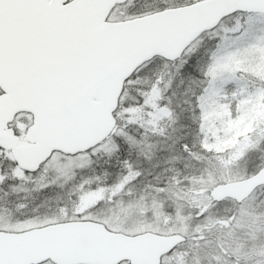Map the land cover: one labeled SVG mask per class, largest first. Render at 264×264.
<instances>
[{"label": "snow or ice", "instance_id": "snow-or-ice-1", "mask_svg": "<svg viewBox=\"0 0 264 264\" xmlns=\"http://www.w3.org/2000/svg\"><path fill=\"white\" fill-rule=\"evenodd\" d=\"M245 56L264 59V0H0V264H111L125 242L93 227L112 231L99 210L157 171L161 143L189 157L198 143L218 171L254 169L228 183L264 186L253 111L264 80L239 82ZM225 108L223 123L210 119ZM176 124L187 131L174 136ZM177 247L140 264H166ZM217 255L264 264V243L243 261L227 246Z\"/></svg>", "mask_w": 264, "mask_h": 264}, {"label": "rangeland", "instance_id": "rangeland-1", "mask_svg": "<svg viewBox=\"0 0 264 264\" xmlns=\"http://www.w3.org/2000/svg\"><path fill=\"white\" fill-rule=\"evenodd\" d=\"M236 23L237 20L235 18H228L225 21V25ZM243 62L249 64V68L246 71L250 72L251 76L246 77L241 74L237 79L239 82L254 88L257 86V81L252 79V77L264 80V59L253 63L249 56H245ZM240 63L238 62L237 66ZM233 77H235V73L230 72L228 78L232 79ZM253 111L256 119L264 120V104L257 102L254 105ZM226 114L227 109L225 108L222 111L211 113L210 119L223 123V117ZM242 123V120L236 122L229 121L224 132L225 136L233 128L239 129ZM174 126L178 130L173 133L174 136H180L187 131V129L182 128L179 124ZM213 126L215 127L216 125L213 124ZM219 130L217 128V131ZM246 132L247 129L244 130V133L236 131L235 136L225 139L213 145V147L223 153L225 149L235 145L237 138L246 134ZM187 139L192 143L194 137L189 136ZM159 147L164 153L160 167L157 169L160 172V180L157 181L155 178L157 171H153L151 175L148 174V171H145L142 183L133 185L130 190H127L120 197V200L115 203V206H113L111 198H109V201L99 210L98 214L107 217L104 222L113 232H122L129 235H137L145 231L164 235L182 234L193 245V241L195 240L197 241L200 238L209 239L218 234L215 232L219 224L234 217L235 214L239 215L240 212L248 209V206L238 207L235 202L230 200L215 204L211 196V190L217 183L226 182L224 179L226 173V176L232 175L235 178L251 173L254 171L253 168H246L244 164H241L239 167H233L230 172L218 171L213 158L200 153L198 143L195 145L196 157H189L182 152L176 151L171 141L161 143ZM163 169L168 170L162 171ZM210 173L211 179L207 177ZM217 174L221 175L219 178L222 177V180L214 182L218 179ZM173 176L176 179L170 181L169 178ZM198 181H201L200 187V182ZM32 195H35V193L29 195V200H31L29 202L30 208L32 207ZM129 197L131 198L130 200ZM258 204L254 206V210L255 214H259L261 218L243 216L240 221L233 223L232 228H222V233L223 229L225 232L232 230L231 235L235 239H238L240 236L244 238V245L242 243L239 244V241H237L231 248L233 255L240 253L241 261L244 259L243 252L245 249H251L264 243V209H260L264 206V200H261ZM251 207L253 206L251 205ZM54 210L55 204L53 201L51 207L45 206L39 209L38 212H31L30 214L43 215L51 213ZM202 213L203 215L209 213V215H215V217L213 220L203 219ZM224 217L226 218L223 220L222 218ZM203 244L202 249L194 251V253L191 249L192 246H182L181 249L176 250L167 257L166 264H173V261H175V264H219L220 257L217 255V251L218 249L223 250L228 245L223 242L216 245L211 240Z\"/></svg>", "mask_w": 264, "mask_h": 264}, {"label": "water", "instance_id": "water-1", "mask_svg": "<svg viewBox=\"0 0 264 264\" xmlns=\"http://www.w3.org/2000/svg\"><path fill=\"white\" fill-rule=\"evenodd\" d=\"M259 188L256 187L255 183L249 184L246 180L239 183L235 181L233 183H219L212 188L211 195L217 202L233 200L237 204H242ZM217 193H220V195L217 196ZM93 227H99L101 231H104L107 236L114 240L125 242L123 245L111 248L107 253V258L111 261V264H122L124 262L140 264L141 261L151 259L157 252L166 251L174 244L180 246L185 242V237L182 234L161 235L154 232H144L137 235H128L106 231L100 225H93ZM141 241L144 243L141 244Z\"/></svg>", "mask_w": 264, "mask_h": 264}, {"label": "trees", "instance_id": "trees-1", "mask_svg": "<svg viewBox=\"0 0 264 264\" xmlns=\"http://www.w3.org/2000/svg\"><path fill=\"white\" fill-rule=\"evenodd\" d=\"M178 130H176V132H177ZM212 173V172H211ZM211 173H210V175H208L207 177L208 178H210L211 179ZM227 174V173H226ZM226 174H225V176H226ZM214 176V175H213ZM217 178L218 179H216L214 182H218V181H220V180H222L221 178H219L221 175L220 174H217ZM198 182H200L199 183V187H200V184H201V181H198ZM196 183V182H195ZM219 183H223V182H219ZM198 184V183H197ZM198 187V188H199ZM261 200H264V186L263 187H261L260 189H258L253 195H252V197H250L247 201H245L242 205H238V207H240V206H248V209L247 210H245V211H242V212H240L239 213V215H237V214H235L234 215V217H231L232 219L231 220H227V221H225L224 223L222 222L226 217H224V218H222L223 220L221 221L222 223L221 224H219V226H218V229H217V231L215 232V233H218V234H216V235H214V236H212L211 238H200L199 240H195V241H193V245L191 244V242L189 243V241L188 240H186V242H185V244L184 245H186V246H192L191 247V249H192V252L194 253V251H200L202 248V245H204L203 243H205V242H208L209 240H211V241H213L216 245H218V244H220L221 242H223V243H226L227 245H228V247L229 248H232L234 245H235V242H237V241H239V244H243L244 245V243H245V240H244V238L242 237V236H240V237H238V239H235L234 237H232V235H231V232H232V230L231 231H229V232H225V230L223 229V233H222V228L223 227H229V228H232V225H233V223L235 222V221H240L242 218H243V216H246V217H253V216H255V217H260L259 216V214H255V210H254V206H257V205H259L258 203H260L261 202ZM250 201V202H249ZM215 202V201H214ZM215 204H216V202H215ZM218 204V203H217ZM251 205L253 206V207H251ZM261 210H263L264 209V206L262 207V208H260ZM203 211V210H202ZM193 212V211H192ZM261 213V212H260ZM202 216H203V219H210V220H213L214 219V217H215V215H209V213H206V215L204 214L203 215V213H202ZM264 217V216H263ZM261 218V217H260ZM191 219V218H190ZM215 226V225H214ZM213 226V227H214ZM220 232V233H219ZM224 234H225V236H224ZM183 245V246H184ZM182 248V246H180L179 247V249H181ZM193 256H194V254H193ZM241 259V258H240Z\"/></svg>", "mask_w": 264, "mask_h": 264}, {"label": "flooded vegetation", "instance_id": "flooded-vegetation-1", "mask_svg": "<svg viewBox=\"0 0 264 264\" xmlns=\"http://www.w3.org/2000/svg\"><path fill=\"white\" fill-rule=\"evenodd\" d=\"M30 201H31V200H29V202H30ZM178 249H179V248H176V250H178ZM176 250H175V251H176ZM175 251H173L172 254H173ZM178 264H182V263H178Z\"/></svg>", "mask_w": 264, "mask_h": 264}]
</instances>
